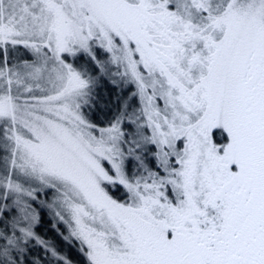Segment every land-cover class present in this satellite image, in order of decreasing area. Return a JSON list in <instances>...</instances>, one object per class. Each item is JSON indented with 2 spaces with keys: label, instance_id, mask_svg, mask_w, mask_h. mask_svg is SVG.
I'll list each match as a JSON object with an SVG mask.
<instances>
[{
  "label": "snow or ice",
  "instance_id": "6c2138e0",
  "mask_svg": "<svg viewBox=\"0 0 264 264\" xmlns=\"http://www.w3.org/2000/svg\"><path fill=\"white\" fill-rule=\"evenodd\" d=\"M44 209L82 264H264V0H0V264H74Z\"/></svg>",
  "mask_w": 264,
  "mask_h": 264
},
{
  "label": "trees",
  "instance_id": "16d2710c",
  "mask_svg": "<svg viewBox=\"0 0 264 264\" xmlns=\"http://www.w3.org/2000/svg\"><path fill=\"white\" fill-rule=\"evenodd\" d=\"M52 216L44 209L43 210V222L38 227L41 231V235L46 239L51 241L61 252L67 254L71 259H73L74 264L83 261V258L76 247L66 244L56 230L52 227ZM43 255V254H42Z\"/></svg>",
  "mask_w": 264,
  "mask_h": 264
},
{
  "label": "rangeland",
  "instance_id": "374dc122",
  "mask_svg": "<svg viewBox=\"0 0 264 264\" xmlns=\"http://www.w3.org/2000/svg\"><path fill=\"white\" fill-rule=\"evenodd\" d=\"M120 198H123L124 197V190L123 189H121L118 193H116ZM50 195V194H49ZM40 199L41 200H43V199H45V197L42 195L41 197H40ZM47 210V209H46ZM48 211V210H47ZM38 232L41 234V231L40 230H38ZM41 255L43 254L42 252L40 253ZM65 254V253H64ZM31 258V257H30ZM75 264H82L81 262H77V263H75Z\"/></svg>",
  "mask_w": 264,
  "mask_h": 264
}]
</instances>
